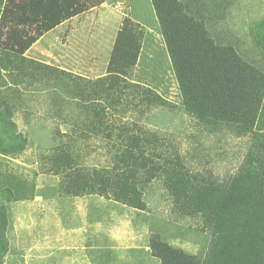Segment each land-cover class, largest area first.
<instances>
[{
	"label": "rangeland",
	"instance_id": "obj_1",
	"mask_svg": "<svg viewBox=\"0 0 264 264\" xmlns=\"http://www.w3.org/2000/svg\"><path fill=\"white\" fill-rule=\"evenodd\" d=\"M99 1L103 0H83L89 4ZM106 1L105 5H96L99 9L94 22L89 21L92 14L86 15L87 28H81L77 41L68 32L80 26L75 20L73 26L64 25L54 31L47 28V33L23 55L44 65L80 69L82 73H72L74 77L96 80L105 76L116 32L126 18L139 52L136 63L126 70L125 79L149 88L168 103L130 106L124 115L118 114L122 122L136 123L149 139L155 140L164 159L155 161L168 172L175 170L177 179L191 186L225 183L244 165L253 149L252 136L233 126L202 123L184 109L150 0ZM184 2L200 12L217 44L229 43L241 58L248 57L264 66V32L261 38L255 36L257 23H264V0ZM11 17L16 19L7 13V18L14 21ZM4 19L0 18V23ZM4 23L14 27L8 21ZM43 25L32 24L29 35L35 36ZM63 32L64 44L60 41ZM33 87L29 90L35 94L38 90ZM23 93L27 115L21 110L6 116L10 130L0 122V219L7 222L0 230V264H159L147 249L150 233H158L171 247L188 255L205 258L213 235L202 218L186 215L174 203L166 187V178L171 175L167 177L161 170L156 178L138 186L144 211L97 196L62 193L60 177L50 169L51 153L69 146L80 159L78 167L106 168L111 165L108 145L100 139L79 140L82 127L73 123L78 114L74 103L77 110L69 109L64 121L62 115L55 114L45 92L31 99L28 90Z\"/></svg>",
	"mask_w": 264,
	"mask_h": 264
},
{
	"label": "trees",
	"instance_id": "obj_2",
	"mask_svg": "<svg viewBox=\"0 0 264 264\" xmlns=\"http://www.w3.org/2000/svg\"><path fill=\"white\" fill-rule=\"evenodd\" d=\"M86 2L0 0V18H5L0 23V122L10 130L6 116L21 110L27 115L23 93L27 90L28 99L45 92L55 114L62 115L64 121L67 111L77 106L73 123L82 127L79 140L106 142L111 165L78 167L80 159H76L72 148L59 147L51 153L49 163L51 172L60 177L62 193L97 196L144 211L138 186L156 178L161 170V174L171 175L166 178V187L174 203L186 215L202 218L213 241L205 258L199 259L171 247L158 233H150L146 245L151 257L159 264H264V66L248 57L241 58L229 43L217 44L193 4L184 0H150L184 109L202 123L233 126L252 136L253 149L236 175L223 184L191 186L177 179L175 170L168 172L155 161L164 160L155 140L149 139L136 123L122 122L118 115H124L130 106L168 103L149 88L125 79L126 70L136 63L139 52L126 18L116 33L105 76L96 80L74 77L23 55L47 28L101 4ZM7 13L15 16L16 19L11 17L15 22L7 18ZM42 23V29L39 26L31 37L29 27ZM256 28L255 36L261 38L264 23L258 22ZM29 87L38 91L34 94ZM6 223L5 218L0 219V230ZM2 235L0 232V251Z\"/></svg>",
	"mask_w": 264,
	"mask_h": 264
},
{
	"label": "crops",
	"instance_id": "obj_3",
	"mask_svg": "<svg viewBox=\"0 0 264 264\" xmlns=\"http://www.w3.org/2000/svg\"><path fill=\"white\" fill-rule=\"evenodd\" d=\"M105 2H107V1L106 0H103L102 3L99 5V7L102 6V5H105ZM99 7L98 6H94V5L93 6H90V7H88V9L82 11L80 14L72 17L71 19H68V20L64 21L62 24H60L59 26H56L54 28L57 29L59 27H62L64 25H68V24H70V25L73 26V21L76 20V22H78V24H80V26H77L76 28H71L68 32H71L73 34V37L76 38V41H77L78 40V36L80 37V35H81V31H80L81 28H83V30H85L87 28L86 27V25H87L86 19H84V18L86 17V15L92 14L93 15V18L92 19H89V21H91V22L93 21L94 22L96 20V13L98 12ZM86 18L88 19L89 17H86ZM54 28L51 29V30L54 31ZM77 31H80V34L79 35H78V32ZM65 35H66V33L63 32L62 33V37L63 38H61V40H60L61 43L65 40L64 39ZM67 36H68V33H67ZM66 43H67V41H66ZM62 44H64V43H62ZM62 58L65 59L64 57H62ZM76 65H77L76 68H79V65L78 64H76ZM60 69L65 70L67 72H71V73H77V74L82 73V71H79L80 69H78V70L75 71V70H72L71 68H67V67H64V66H61ZM148 252H149V250H148ZM153 259H155V258H153Z\"/></svg>",
	"mask_w": 264,
	"mask_h": 264
}]
</instances>
